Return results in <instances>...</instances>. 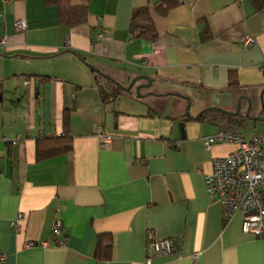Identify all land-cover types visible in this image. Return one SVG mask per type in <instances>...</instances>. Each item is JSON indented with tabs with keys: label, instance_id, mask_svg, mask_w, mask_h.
Segmentation results:
<instances>
[{
	"label": "crops",
	"instance_id": "1",
	"mask_svg": "<svg viewBox=\"0 0 264 264\" xmlns=\"http://www.w3.org/2000/svg\"><path fill=\"white\" fill-rule=\"evenodd\" d=\"M164 1L91 0L87 22L69 28L44 0H0L6 264H264V237L244 234L241 214L224 220L206 190L213 159L234 146L204 145L235 131L238 98L245 112L264 95V0H178L163 14ZM142 8L155 41L132 33ZM19 20L28 23L25 32L15 29ZM91 66L104 75L99 81ZM144 76L152 84L138 97L136 88L149 84ZM136 78L132 93L120 89ZM100 133L112 141L102 143ZM65 135L71 152L38 158L44 139ZM150 235L181 238L180 253L149 260ZM111 238V253L96 258Z\"/></svg>",
	"mask_w": 264,
	"mask_h": 264
},
{
	"label": "built area",
	"instance_id": "2",
	"mask_svg": "<svg viewBox=\"0 0 264 264\" xmlns=\"http://www.w3.org/2000/svg\"><path fill=\"white\" fill-rule=\"evenodd\" d=\"M17 32H25L28 23L19 20L15 23ZM246 46H252V37L244 39ZM7 44L4 39L2 46ZM102 143L112 141L111 135L99 134ZM220 144H232L233 152L225 157H217L212 161V171L206 176V190L211 201L218 202L222 208L224 220H231L236 214L243 216L242 231L246 235L260 239L264 237V135L255 134L249 138L236 131L221 130L204 139L207 149ZM23 216L12 223L17 231ZM62 231V224L54 225V236ZM181 238L157 240L150 235L147 242L149 260L155 256L178 255L182 249ZM48 246V243H42ZM34 246L29 243L28 247ZM199 256H195L197 260ZM7 256L0 251V264H6ZM150 262V261H148Z\"/></svg>",
	"mask_w": 264,
	"mask_h": 264
},
{
	"label": "trees",
	"instance_id": "3",
	"mask_svg": "<svg viewBox=\"0 0 264 264\" xmlns=\"http://www.w3.org/2000/svg\"><path fill=\"white\" fill-rule=\"evenodd\" d=\"M46 4L56 7L58 11L59 23L69 27L74 28L83 25L88 19V5L91 0H78V4H74V0H44ZM179 5L178 0H165L159 6L161 12L166 14L170 9ZM132 33L136 38L149 39L150 41H155L157 38V32L153 23L151 22L150 12L148 8H142L135 10L132 19ZM96 75V81H99L103 76L98 73L94 68H91ZM102 76V77H101ZM233 74L231 73L232 86H236L237 82L233 80ZM2 82H0V95L2 93ZM118 90V89H117ZM101 96L105 101L109 95L101 89ZM65 124L68 126V119H65ZM46 144V149L41 150L38 147V158L50 159L52 157L58 156L60 154L69 153L72 151V139L65 135L58 138H47L44 139ZM40 146V144H39ZM110 236V235H109ZM111 237V236H110ZM113 243L112 238L110 239V244L102 246L100 243L96 249V258L102 259L107 257L112 250Z\"/></svg>",
	"mask_w": 264,
	"mask_h": 264
},
{
	"label": "rangeland",
	"instance_id": "4",
	"mask_svg": "<svg viewBox=\"0 0 264 264\" xmlns=\"http://www.w3.org/2000/svg\"><path fill=\"white\" fill-rule=\"evenodd\" d=\"M77 1V0H76ZM152 93L154 94V89L152 88ZM156 96V94H154ZM151 97H148V99ZM207 96H197L195 99L199 102H203L204 100H207ZM167 99V98H165ZM162 99V100H165ZM257 102L255 103L254 107L251 108V104L249 103L248 108L245 110V112H241L240 107V98L236 101V108L233 110L234 116H236V122L231 123L230 127L238 132L241 135H244L246 137H251L255 134H262L264 135V95L258 96V99H256ZM167 101H163L161 106H164ZM160 106V105H159ZM162 107H159V110ZM226 111V110H223ZM186 115V113H185Z\"/></svg>",
	"mask_w": 264,
	"mask_h": 264
},
{
	"label": "water",
	"instance_id": "5",
	"mask_svg": "<svg viewBox=\"0 0 264 264\" xmlns=\"http://www.w3.org/2000/svg\"><path fill=\"white\" fill-rule=\"evenodd\" d=\"M91 68H93L92 66H91ZM98 71V70H97ZM98 73H100L102 76H104L101 72H99L98 71ZM106 77V76H105ZM144 79H147L148 81H149V84L147 85V86H139V87H137L136 88V93H137V96L138 97H140V90H141V88H144V87H146V88H149V87H151V84H152V82L147 78V77H143ZM139 79L140 78H136V79H134L132 82H131V84L129 85V87L128 88H126V87H123V86H120V89L122 90V91H125V92H128V93H132V91H133V89H134V87H135V85H136V83L139 81ZM116 83V82H115ZM117 84V83H116ZM37 85L39 86V82L37 81ZM39 89H42V87H39ZM220 111V110H219ZM226 113V112H225ZM228 114V113H227ZM230 115H234V114H230Z\"/></svg>",
	"mask_w": 264,
	"mask_h": 264
}]
</instances>
